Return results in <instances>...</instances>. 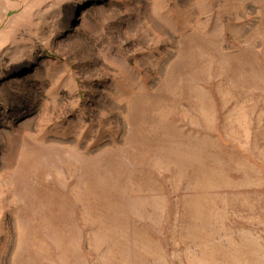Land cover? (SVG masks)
Wrapping results in <instances>:
<instances>
[{
  "label": "rangeland",
  "instance_id": "1",
  "mask_svg": "<svg viewBox=\"0 0 264 264\" xmlns=\"http://www.w3.org/2000/svg\"><path fill=\"white\" fill-rule=\"evenodd\" d=\"M16 1L0 264H264V0Z\"/></svg>",
  "mask_w": 264,
  "mask_h": 264
},
{
  "label": "crops",
  "instance_id": "2",
  "mask_svg": "<svg viewBox=\"0 0 264 264\" xmlns=\"http://www.w3.org/2000/svg\"><path fill=\"white\" fill-rule=\"evenodd\" d=\"M7 1H8V3H10L9 0H0V11H2V12L3 11H7V4H8ZM16 2L22 3V2H25V1L24 0H18ZM8 8H10V5L8 6Z\"/></svg>",
  "mask_w": 264,
  "mask_h": 264
}]
</instances>
